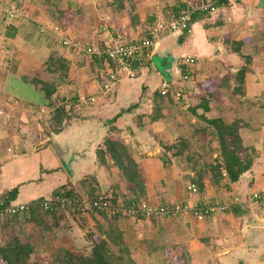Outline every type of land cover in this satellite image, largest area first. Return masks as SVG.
<instances>
[{"label":"crops","instance_id":"obj_1","mask_svg":"<svg viewBox=\"0 0 264 264\" xmlns=\"http://www.w3.org/2000/svg\"><path fill=\"white\" fill-rule=\"evenodd\" d=\"M54 1L55 5L48 6L44 0H0L4 6L17 5L29 12V18L0 16V50L15 53V42L21 41L48 56L68 60L74 51L51 31L38 29L40 24L58 25L53 13L68 11L61 17L65 25H59L63 36L98 47L108 41L130 42L144 37L154 22L170 23L182 8L208 0H124L121 9L112 6L110 0ZM157 48L137 61L133 65L135 76L121 77L110 95L101 93L100 84L92 79L96 63L93 68L89 66L92 76L85 74L77 90L70 87L72 91H59L66 84L62 82L54 97L63 99L65 108L74 105L86 109H74L75 113L68 110L70 120L60 131L49 129L47 135L36 137L31 133L28 139L22 133L28 134L31 128L21 119L24 116L32 122L30 117L35 111L11 90L17 82L14 69L0 55V72L8 83L7 93L0 97L3 101L25 102L15 111L6 106L0 109V206L29 203L56 193L126 198L129 191L120 169L108 154H98L104 139L116 136L138 164L145 179V197L151 202L191 200L186 185L192 179L201 180L199 184L194 181L199 193L193 198L199 202H221L235 195L243 200L241 205L217 211L203 220L181 215L161 223L166 226L163 235L168 234L174 244L182 247L193 264H264V204L251 199L253 192L264 195V0H219L215 12L195 11L188 30L164 37ZM156 50L167 64L168 59L175 60L172 78L182 93L185 91L183 107L172 100V95L158 94L164 79L154 62ZM183 55L194 58L186 70ZM78 65L85 64L69 67ZM181 73H187L188 79H179ZM78 88L85 94L96 93L97 101L79 105ZM152 108L157 113L154 120ZM205 118L238 123L242 146L253 150L249 152L250 167L239 179L230 181L227 174L219 176L207 168V164L219 160L220 154L216 129ZM17 123L20 127L13 130ZM52 132L60 134V145L67 151L65 157L79 154L73 162L74 182L51 146ZM33 209L37 207H31L23 216H8L18 220L16 231L32 235L37 230L38 237L56 236L62 242L77 244L84 239L83 233L105 226L102 216L94 212L71 216L38 209L39 216H32Z\"/></svg>","mask_w":264,"mask_h":264},{"label":"trees","instance_id":"obj_2","mask_svg":"<svg viewBox=\"0 0 264 264\" xmlns=\"http://www.w3.org/2000/svg\"><path fill=\"white\" fill-rule=\"evenodd\" d=\"M44 1L48 3V6H52L50 3H53V5L56 4L54 0ZM110 3L118 9L124 7V0H110ZM64 13L66 14L68 11H63L61 14H59V12L53 13V17H56L57 20L56 23L61 27L65 25L61 18L62 15L65 16ZM150 35L149 32L146 36ZM82 59L83 62L88 61L92 68L96 63V69L98 72H100L101 69H104L105 63L102 60H88L84 56ZM69 64V60H66L61 56L50 54L42 63L41 68L32 76H29L26 73L22 74L20 78H15L17 80L15 86L20 87L18 92H20V95L27 100L26 103L31 105L33 111L39 110L42 106H45V109H50V126L54 132L60 131L63 125L66 124L71 117V114H69L65 108V104L62 101L63 99L54 97L58 86L66 77L64 71L67 70ZM110 65H112V63ZM98 76H100L98 77L99 81L102 82L105 73ZM158 94L161 97H171L170 94L162 95L160 91H158ZM156 110L159 112L160 108ZM125 111L126 109L121 110V112L117 113L113 118H110L107 123H112ZM156 118L157 113L155 115V112L153 111L151 119L154 120ZM206 122L216 129L220 154L219 160H216L214 163L210 162L207 164V168L212 171L213 174L217 173L219 176H222V170H225L230 181L239 179V177L250 167L251 159L249 157V152H252L253 150L242 146L238 134V123L235 121L225 123L219 118H208L206 119ZM104 153L109 155L110 159L120 169L122 175L126 179V187L129 193L126 195V198H123L124 201L126 200L125 202L129 203L132 199H148L145 197V179L142 177L138 164L130 155L129 149L125 146L123 141L116 136L106 137L103 141V147L98 150L100 157H103ZM192 180V182L198 181V184L199 182L201 183V180ZM4 205L5 204H3V206ZM37 211L38 208L33 209L32 216H39ZM99 213L105 217L108 224L105 227L98 226L99 228H97L95 233L89 231V237L93 244L91 250L86 254L80 255H73L69 251L64 250V254L61 256L56 255L55 259H53L54 261L59 264H138V262L130 255L128 246L124 242L123 230L120 228L119 223V220L122 218L126 219L131 217H107L104 213ZM151 248L152 250H156L154 246ZM31 250V247L21 244L17 240H10L0 246V264H36L29 258ZM170 252L171 260L166 262V264H191L188 253L182 247L176 246ZM46 264H51V262Z\"/></svg>","mask_w":264,"mask_h":264},{"label":"built area","instance_id":"obj_3","mask_svg":"<svg viewBox=\"0 0 264 264\" xmlns=\"http://www.w3.org/2000/svg\"><path fill=\"white\" fill-rule=\"evenodd\" d=\"M219 0L200 1L199 3L190 4L182 8L176 18L170 22L163 21L154 22L149 29L150 36H144L134 39L130 42L124 41H108L102 46L84 45L77 40L70 39L61 34V27L55 25L40 24V31H51L61 41V43L74 52L80 53L88 60L98 59L105 63L103 72L105 73L100 91L103 94L111 93L114 84L123 77V74L134 77L136 68L133 67L137 61L150 54L160 45L162 39L170 34L182 33L189 28L191 16L195 11L215 12ZM29 12L16 5L1 6L0 16H5L8 19L29 18ZM194 58L189 55L182 56V64L184 70L186 66L192 64ZM112 63V65H110ZM179 79H188V74H180ZM177 82V81H176ZM159 91L162 95L170 94L174 99L184 98L185 91L176 87L175 82L163 80L160 83ZM96 94H90L78 97V102L81 105H91L96 100ZM44 112V109L41 110ZM226 175V171H222ZM188 195L191 200L169 201L165 203H155L148 199L139 198L132 199L129 203L124 200H113L103 195H95L93 197H81L75 194L67 195L65 193L52 194L49 197L37 199L33 202L14 203L0 206V218L2 216H15L23 214L31 207H37L45 213L67 212L72 214H85L88 212H102L105 215L112 217H131L137 219L163 218L173 219L181 215H191L197 220L213 216L217 211H224L235 205H241L243 200L240 196L235 195L227 200L218 202H199L194 199L199 193V188L196 183L189 181L186 185ZM194 197V198H193ZM251 199L255 202L264 204V195L259 192H253Z\"/></svg>","mask_w":264,"mask_h":264},{"label":"rangeland","instance_id":"obj_4","mask_svg":"<svg viewBox=\"0 0 264 264\" xmlns=\"http://www.w3.org/2000/svg\"><path fill=\"white\" fill-rule=\"evenodd\" d=\"M0 5L2 6L1 2H0ZM15 43L18 44L17 45L18 48L16 47L17 49L16 51H14L15 53H12V52L3 53L0 50V55H2V58H1L2 61L4 60L5 64L7 63V66L9 64V68L14 69V75L16 78L17 77L20 78L22 74H26V73L29 76H32L37 70L41 68L42 63L46 59V55L48 56V54L44 53L41 49H38L35 47L32 48L29 43H28L29 44L28 46L30 47H27L26 45L22 44L21 41H18V42L16 41ZM74 53L75 54L74 55L72 54L73 56L71 57V59H68V60L71 63L70 65H73L74 63V66H75L76 63L83 62L82 61L83 56L80 53H77V52H74ZM10 58H12V60ZM6 60L8 61L6 62ZM83 64L85 65H82V66L78 65L75 68L68 67L67 70L64 71V74H66V77L63 79L62 82L66 84H63V87L60 88L59 91L61 92H68V90L72 91V89H69L70 87L74 88V90H77V86L78 84L81 83L80 80L85 76V74H88L90 77L92 76L90 72L91 70L89 69V66H91V64L88 61L83 62ZM9 68L8 70H10ZM100 72H98L97 70L98 75L104 73L102 69L100 70ZM95 73L96 71L94 72L93 74L94 77H92V79H94L97 83H99L100 84L99 87H101L102 82H100L98 78L100 76L98 75L96 76ZM2 75L3 73L0 72V77H2ZM3 76H5V74ZM123 76H126V73L125 75L123 74ZM163 79L165 81H169V77L165 75L163 76ZM5 80H6V76L3 78H0V95H4L7 93L6 87L8 83L5 82ZM175 84L177 88H180V86L178 85L179 83L177 84V82H175ZM18 89H20V87L15 86V83H14L11 90L14 91L16 94H18L20 97H22L20 95L21 93L18 92ZM78 90H81V93L77 95V102H78L79 95L80 96L90 95V94L83 93L84 91L81 88H78ZM105 95H110V92ZM97 98L98 96H96L95 102L97 101ZM172 100L180 107H183L186 105V102H183L182 99L178 100L172 97ZM17 101L18 102H16L15 100L14 102H8V100L3 101L2 97H0V109H2V106H6L8 109L15 111L16 108H20L24 106L25 104L24 101H21L20 99H17ZM45 108H46L45 106H42L39 110L31 114L30 118L32 122H27V118L24 116L22 117L24 118V120L21 119V121L26 123V126L31 128L28 134L26 132L22 133V135L24 134L27 135L26 136L27 139L30 138L29 136L31 135V133H33V136L36 137L39 134H41L40 136H42V134L47 135L49 131L52 130L50 126L51 111L49 109L46 115L44 114L46 110ZM66 108H68L67 111L69 110L73 113H75L74 109H76L77 112L86 109L84 107L81 108L79 106H74V105H71V107L66 105ZM42 109H44V112L41 111ZM151 110L152 112L154 111L153 108ZM2 113L4 112L2 111ZM18 125L19 124L17 123V126L16 125L15 127L13 126L12 129L17 130V127H20ZM12 149L15 150V148H12ZM114 200H123V199L117 197ZM88 213H85V214H88ZM94 213H96L99 216V218H100V215L103 217V218L101 217L103 225L106 226L108 224L107 220L102 214L98 212H94ZM20 215L22 214H19L16 216H20ZM74 215H80V214H73L71 216H74ZM15 218L14 217L8 218V216H2L0 218V246L4 245L6 242L10 240H17L21 244L31 247L32 250L29 254V258L31 261H33L36 264H46L48 262H51V264H59L53 259H55L56 255L61 256L62 254H64V250L69 251L73 255L86 254L91 250V247L93 245L89 237V232L83 233L84 239L80 241V243H77V244L74 241H72V243L68 241L66 242L65 240L62 242L61 239L56 236L50 237V238L38 237L37 230L35 232L32 231L31 232L32 235L30 234L27 235V231H24V230L16 231L15 225L18 223V220H15ZM174 219L176 218H173V219H163V218L162 219L160 218L159 219H134V218L124 219L122 218L121 220H119L120 228L123 230V233H124V237H123L124 242L128 246L130 255L138 262V264H166V262L171 260L170 251L174 249L176 246L177 247L179 246L174 244L173 240L168 234L163 235L164 231L162 230H165L166 226H162L161 223L165 222L166 220H174ZM155 225L158 226L156 227L158 229L154 228ZM10 226H12V228H10ZM96 230L97 229L95 228V229L90 230V232L95 233ZM160 231L162 232L160 233ZM184 241L185 239H183L181 242H184ZM172 242L173 244H171ZM152 245L157 246L158 249L156 250L150 249L149 247H151ZM189 261L191 262V264H193L191 259ZM202 264H206V262H203Z\"/></svg>","mask_w":264,"mask_h":264},{"label":"water","instance_id":"obj_5","mask_svg":"<svg viewBox=\"0 0 264 264\" xmlns=\"http://www.w3.org/2000/svg\"><path fill=\"white\" fill-rule=\"evenodd\" d=\"M157 49H159V48H157ZM158 54H159V50H156L153 53V58H154L155 64L160 69V73L163 76L165 75V76L169 77L168 82H170V83L174 82L173 81L174 79L172 78V76L174 73L175 60L171 61L168 59V64H167V61H165V59H161ZM171 57H172V55H171ZM52 137H53V141H52L51 146H52L62 168L66 171L71 182H74L75 181V168H74L73 162L75 161V158L77 156H79V154L77 152H73L70 156L65 157L67 154V151L64 150L62 148V146L60 145L61 144L60 134L53 133Z\"/></svg>","mask_w":264,"mask_h":264}]
</instances>
